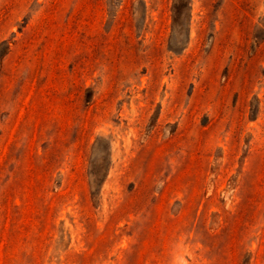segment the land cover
<instances>
[{"label": "rangeland", "instance_id": "374dc122", "mask_svg": "<svg viewBox=\"0 0 264 264\" xmlns=\"http://www.w3.org/2000/svg\"><path fill=\"white\" fill-rule=\"evenodd\" d=\"M0 264H264V0H0Z\"/></svg>", "mask_w": 264, "mask_h": 264}]
</instances>
